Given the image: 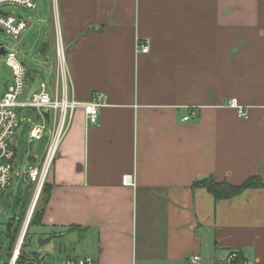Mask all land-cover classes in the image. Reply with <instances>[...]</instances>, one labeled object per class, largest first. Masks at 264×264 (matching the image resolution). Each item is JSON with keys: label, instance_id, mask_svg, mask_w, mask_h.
Segmentation results:
<instances>
[{"label": "crops", "instance_id": "crops-1", "mask_svg": "<svg viewBox=\"0 0 264 264\" xmlns=\"http://www.w3.org/2000/svg\"><path fill=\"white\" fill-rule=\"evenodd\" d=\"M33 12L32 85L56 84V22L70 98H107L94 125L73 113L45 181L44 237L84 238L82 257L99 264H225L230 251L264 264V0H36ZM209 176L263 187L216 201L193 187Z\"/></svg>", "mask_w": 264, "mask_h": 264}, {"label": "built area", "instance_id": "built-area-1", "mask_svg": "<svg viewBox=\"0 0 264 264\" xmlns=\"http://www.w3.org/2000/svg\"><path fill=\"white\" fill-rule=\"evenodd\" d=\"M4 7H18L34 11L36 9V0H0V31L7 33L13 41L18 42L28 29V21L13 13H4L2 10ZM149 47L148 40L138 42V50L142 54L148 53ZM0 48L5 51L6 64L11 68L12 72V82L0 97V202L4 191L13 187L14 182L21 177H24L28 183L33 185V201H37L56 158L60 142L69 129L74 111L82 109L86 123L94 125L97 123L100 110L107 105V98L101 92L95 93L88 102H79L70 98L65 72V50L59 29L56 32L55 40L58 78L52 91H49L45 82H40L35 91L25 96L28 90L26 84L27 68L20 60L18 50L15 47L7 49L3 45H0ZM229 106L236 109L239 117H246L244 108L239 106L235 99L229 101ZM28 110H33L35 116L31 118L27 116ZM46 113L48 118L45 117ZM193 116L190 114L184 117L183 121H187ZM23 119L30 124L27 133L28 145L41 141L45 132H47L48 141L40 161L17 173L16 166L19 164V159L13 139L20 129ZM39 119L41 122L33 121H39ZM48 124H50V128L47 127ZM122 184L134 186L133 178L130 175L123 176ZM34 206L32 207L31 204L30 210L25 216L24 225L18 232L7 264L18 263ZM1 215L2 209L0 207ZM238 255V251H230L226 256L225 264H233ZM26 260L23 264H99L91 258L83 257L64 258L59 262H48L46 256L39 251L31 259ZM183 264L210 263L196 254L185 259Z\"/></svg>", "mask_w": 264, "mask_h": 264}, {"label": "rangeland", "instance_id": "rangeland-1", "mask_svg": "<svg viewBox=\"0 0 264 264\" xmlns=\"http://www.w3.org/2000/svg\"><path fill=\"white\" fill-rule=\"evenodd\" d=\"M2 10L4 13H13L25 19L31 18L33 23H35L37 18L35 12L18 7H4L2 8ZM34 26L31 27L32 30L26 31V33L21 37V39L18 42L13 41L7 33L0 31V45L5 46L7 49H10L11 47H15V49L18 50L19 58L22 59L27 69L33 68L31 67L34 64L32 58L35 56L38 47L42 42V40L39 38L40 36L37 35L36 28ZM56 30L58 31V25L55 22V31ZM47 79H46L47 85L49 86V89L52 91L54 85V79L52 76L47 77ZM11 82H12L11 68L6 64V57L0 56V93L2 92L4 85L7 83L10 84ZM36 82L37 83H34L32 85L33 89H36L38 85V81ZM29 92H31V89ZM26 115H28L31 118L35 116V113L33 112V110H28ZM33 121L41 122L40 119L39 121L37 120H33ZM47 127L50 128V124H48ZM28 130H29V123L26 120H23L20 129L17 131L14 137L15 139L17 137L15 144H16L17 157L19 158V164H17L16 166L17 173H20V171L24 170L27 166L33 165V163L26 162L27 155L40 157L42 153V145H40L39 147L37 145H31V144L28 145V137H27ZM46 135L47 132H45V136ZM20 194L23 197L22 203L21 200L18 201V197L20 196ZM30 195H31L30 191L28 189H26L25 191L22 190V185L18 184L17 181L14 182L13 187L6 189L2 195L3 197L0 202V207L2 209V215L0 216V264H6L8 262L10 254L15 245L14 243L17 236L16 234L20 229L19 225H21L20 223L23 218V213L25 210L24 202H27L30 198V203L26 210V214H27L32 204L34 190L32 195L31 196ZM42 198L43 196H40L39 201L37 198L38 202L35 204L37 205V208L42 206V201H41ZM34 202L35 200L33 201V203ZM25 218L22 222V225H24ZM45 232L47 231L40 225L29 226L27 235L24 240V244L21 249L22 253L25 256L32 257L33 254H36L39 251L46 256L48 262H59L64 258L84 256L83 254L80 253V251L85 248V245L88 246L84 238L80 240L77 239L75 241L70 240L66 236L61 238H54L49 243L44 244L42 247H39L37 244V240L39 238L44 237ZM87 241L88 243H92L90 240ZM73 248H76L77 251L74 252Z\"/></svg>", "mask_w": 264, "mask_h": 264}, {"label": "trees", "instance_id": "trees-1", "mask_svg": "<svg viewBox=\"0 0 264 264\" xmlns=\"http://www.w3.org/2000/svg\"><path fill=\"white\" fill-rule=\"evenodd\" d=\"M26 84L29 88H30V86H32V81H30V79H29V73H27V76H26ZM193 187L205 189L209 194L212 195L214 200L217 201V200L231 199V198L237 196L238 194H240L242 191L249 189V188H261V187H263V184H262L261 180L259 179V177H257V176L250 177V178L246 179L240 185H232V184L228 183L227 181H217L214 177L209 176L207 178L195 180L193 183ZM46 193H47V184L44 183L43 188L41 190V193L38 197V201H39L40 196H43V198L41 200L42 206L37 208V205H35L31 219H30V222H29V225H28V229H29L30 225H40L41 224L42 216H43V210H44L43 205L46 202L44 195ZM20 200H21V198H18V201H20ZM24 203H25V205L24 204L23 205L25 206V210L23 213V218H22L21 223H20L21 225H22V222L25 218L26 210L28 207V202H24ZM21 225H19L20 228H21ZM28 229H27V232H28ZM19 230H18V232H19ZM27 232H26V235H27ZM16 235H18V233ZM26 235H25V237H26ZM16 238H17V236H16ZM15 242H16V239H15ZM34 255L35 254H33L32 257ZM32 257L25 256L21 251L20 258H19L17 264H23L27 261L26 259L29 260ZM241 260H242V256L239 253L237 259L234 261L233 264H239ZM8 261H9V259H8Z\"/></svg>", "mask_w": 264, "mask_h": 264}, {"label": "water", "instance_id": "water-1", "mask_svg": "<svg viewBox=\"0 0 264 264\" xmlns=\"http://www.w3.org/2000/svg\"><path fill=\"white\" fill-rule=\"evenodd\" d=\"M4 55H5L4 49L0 48V56H4ZM45 117L48 118V114L47 113L45 114ZM53 238H54L53 235H50V236L44 237V238H39L37 240V244H38L39 247H42L44 244L49 243Z\"/></svg>", "mask_w": 264, "mask_h": 264}]
</instances>
